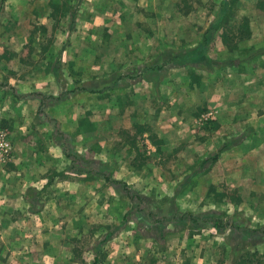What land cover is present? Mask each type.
Returning <instances> with one entry per match:
<instances>
[{
	"label": "rangeland",
	"instance_id": "1",
	"mask_svg": "<svg viewBox=\"0 0 264 264\" xmlns=\"http://www.w3.org/2000/svg\"><path fill=\"white\" fill-rule=\"evenodd\" d=\"M253 51L264 0H0V264H264Z\"/></svg>",
	"mask_w": 264,
	"mask_h": 264
},
{
	"label": "trees",
	"instance_id": "2",
	"mask_svg": "<svg viewBox=\"0 0 264 264\" xmlns=\"http://www.w3.org/2000/svg\"><path fill=\"white\" fill-rule=\"evenodd\" d=\"M198 47H201L198 46ZM194 51H197V49H195ZM254 52V51H253ZM249 53V59L250 57H258L261 53H263L264 51H255L254 53ZM253 55V56H252ZM246 58V57H245ZM246 58V60L248 59ZM244 60V59H243ZM211 61H215V60H211ZM216 62V61H215ZM227 144H224L222 145L214 154L210 155L209 157L205 158V159H202L201 162L198 164V168L201 169L203 166H205L206 164L210 163V162H213V161H216L218 159V157L220 156V154L222 153V151H224L226 148H227ZM113 182H119L117 180H114ZM219 222V221H218Z\"/></svg>",
	"mask_w": 264,
	"mask_h": 264
},
{
	"label": "crops",
	"instance_id": "3",
	"mask_svg": "<svg viewBox=\"0 0 264 264\" xmlns=\"http://www.w3.org/2000/svg\"><path fill=\"white\" fill-rule=\"evenodd\" d=\"M72 18H74V15H71Z\"/></svg>",
	"mask_w": 264,
	"mask_h": 264
}]
</instances>
